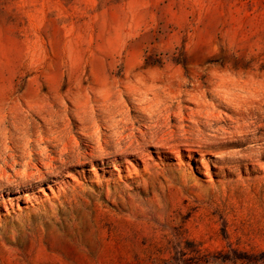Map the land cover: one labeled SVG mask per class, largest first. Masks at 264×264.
<instances>
[{"label":"rangeland","instance_id":"rangeland-1","mask_svg":"<svg viewBox=\"0 0 264 264\" xmlns=\"http://www.w3.org/2000/svg\"><path fill=\"white\" fill-rule=\"evenodd\" d=\"M129 87L222 121L135 152L65 111ZM263 116L264 0H0V264H264Z\"/></svg>","mask_w":264,"mask_h":264},{"label":"bare ground","instance_id":"bare-ground-1","mask_svg":"<svg viewBox=\"0 0 264 264\" xmlns=\"http://www.w3.org/2000/svg\"><path fill=\"white\" fill-rule=\"evenodd\" d=\"M129 89H132L133 92H128V100L130 103L133 104L134 109L136 112H138L140 115L144 116L147 120V124L144 126V129H140L137 131V133L134 132H128L125 133V128H123L122 131H120L118 128L125 127L129 120L132 119V112L133 107L130 104H125V100L120 102L119 105H113L111 103L106 104H93L91 107H89L88 110H86V114L82 116H78L76 109H71L70 107H62L65 108V111L68 115H70V119H79L80 124L85 125L87 122L92 121L93 126L97 127L93 131V135L96 137V141L100 144H106L110 142L109 137L114 138L115 144H121L124 141H130L128 143V147H133L137 152L142 150V143L138 142L140 139L142 141H150L155 136H158L159 134H162V137H169L174 135H181L184 136L189 132V129H187V126L184 124V121H188L190 125L195 126L198 124V121L194 119V117L198 116L200 118H204V124L206 126L211 125L213 122H220L222 121L220 118V115H218L215 111H211L209 109H191L187 116H184L182 110H177V106L174 104H167L165 100L161 99L160 96L157 94H152L150 92H138L137 90L133 89L132 87H129ZM93 95L95 98L92 100L99 101L100 99L102 101H105V95L97 96L96 93ZM106 94V93H103ZM71 104L73 106H76L77 102L73 99H70ZM78 106V104H77ZM33 110V109H32ZM27 109L28 112L34 115V112ZM104 111L105 115H111L115 114L108 120H104L103 122L106 124L108 131L110 132L109 135L103 133V126L98 124V120L95 117H97V113H94L95 111ZM37 115V114H36ZM39 116V115H38ZM120 116V118H117ZM264 118V116H263ZM50 119H47L43 117V123L47 124L49 123ZM172 120H176L177 124L173 125L171 122ZM264 126V123L257 125L255 128L260 129ZM70 127V122L66 124L65 128L56 129L55 132H52V135L49 139L46 141L51 144L54 141H63V147L61 148V151H65L66 149L69 150L70 145L68 142H65L64 137L68 132L71 130L68 128ZM89 126L80 127L79 135L88 138L91 136V134L88 132ZM54 133V136H53ZM56 133V134H55ZM199 133V132H198ZM260 137H258L259 139ZM200 141L205 139L204 137L199 138ZM206 140V139H205ZM28 142V141H27ZM58 142V143H59ZM29 143V142H28ZM75 146V145H74ZM5 150H12L14 149V146L5 145ZM42 173L40 174V176Z\"/></svg>","mask_w":264,"mask_h":264}]
</instances>
